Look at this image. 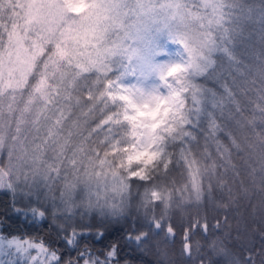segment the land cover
<instances>
[{
    "label": "snow or ice",
    "instance_id": "6c2138e0",
    "mask_svg": "<svg viewBox=\"0 0 264 264\" xmlns=\"http://www.w3.org/2000/svg\"><path fill=\"white\" fill-rule=\"evenodd\" d=\"M0 189L59 222L0 231V264H137L150 244L206 264L196 237L222 235L233 204L264 219V0H0ZM209 248L264 264V240Z\"/></svg>",
    "mask_w": 264,
    "mask_h": 264
},
{
    "label": "trees",
    "instance_id": "16d2710c",
    "mask_svg": "<svg viewBox=\"0 0 264 264\" xmlns=\"http://www.w3.org/2000/svg\"><path fill=\"white\" fill-rule=\"evenodd\" d=\"M241 4L252 5L259 7L260 0H239ZM243 23V22H242ZM251 33V35H250ZM253 48L258 53L260 48L259 39V24H252L248 22L246 30L244 31L243 39L241 41V51L251 54ZM222 71L227 74L229 69L225 66ZM257 122H259L257 120ZM27 190H25L26 192ZM29 197L22 192L16 193L17 201L26 202ZM34 199V197H32ZM12 194L6 190L0 189V231L5 235L8 232L12 234H19L23 232H34L40 236H54L53 227L58 224V221L49 219L48 221H42L39 223H33L30 220H25L23 217L17 216L11 210ZM223 210L211 211L209 210V219L212 216L223 215ZM229 221V227L226 228L222 235H209L197 236L196 239L200 241L201 253L200 255L206 258V264L208 261H216L218 264H226V258L221 255H217L209 248V244L215 240L217 244L220 241H224L230 248L233 244L237 245V248H233V251L238 250L240 245H252L256 249H259L262 240L261 233L264 231V219H262L259 209H253L247 199L241 198L238 203L233 204L232 207L226 213ZM90 223L89 217L84 221ZM124 225L112 222L106 225V235L109 239H115L117 236L124 234ZM107 243L105 240L103 243L96 242L95 247L97 249L103 248V244ZM137 264H167L169 259L175 260L174 254L169 256H163L154 246H149L136 253ZM259 257H257V260ZM190 264H198V257H193Z\"/></svg>",
    "mask_w": 264,
    "mask_h": 264
},
{
    "label": "rangeland",
    "instance_id": "374dc122",
    "mask_svg": "<svg viewBox=\"0 0 264 264\" xmlns=\"http://www.w3.org/2000/svg\"><path fill=\"white\" fill-rule=\"evenodd\" d=\"M149 246H153V245L150 244V245H148L147 247H149ZM147 247H145V248H147ZM145 248H144V249H145Z\"/></svg>",
    "mask_w": 264,
    "mask_h": 264
}]
</instances>
